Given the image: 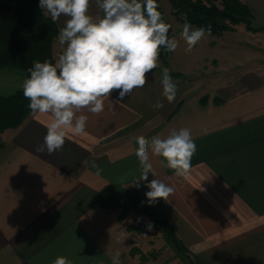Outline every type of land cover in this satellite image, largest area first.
I'll return each instance as SVG.
<instances>
[{
  "label": "crops",
  "instance_id": "crops-1",
  "mask_svg": "<svg viewBox=\"0 0 264 264\" xmlns=\"http://www.w3.org/2000/svg\"><path fill=\"white\" fill-rule=\"evenodd\" d=\"M242 1L264 23V0ZM97 7L89 0V11ZM66 19L56 21L59 30ZM239 60L249 65L218 69L228 71L226 77H217L196 104L180 98L192 84L171 103L159 92L162 108L141 101L150 86L111 110L104 97L99 116L81 111L88 117L85 133H67L52 154L37 151L49 114L31 112L7 129L0 147V264H53L60 256L72 264H111L117 249L122 264H152L141 233L128 228L141 216L104 208L98 196L107 187L139 181L133 137L163 139L181 128L190 130L197 145L191 168L176 176L154 158L156 178L174 191L168 202L152 206L188 248L184 254L192 264H264V58ZM119 91L109 99L117 101ZM148 181L137 183L146 200Z\"/></svg>",
  "mask_w": 264,
  "mask_h": 264
},
{
  "label": "clouds",
  "instance_id": "clouds-1",
  "mask_svg": "<svg viewBox=\"0 0 264 264\" xmlns=\"http://www.w3.org/2000/svg\"><path fill=\"white\" fill-rule=\"evenodd\" d=\"M96 3L103 12L98 21L88 14L89 0H39L42 14L53 22L61 16L67 18L58 33L63 47L55 63L49 59L34 61L22 84L28 109L52 117L43 144L37 147L39 152L47 150L52 154L60 150L69 132L84 134L88 117L80 114L82 110L99 116L105 111L104 97L108 98L111 110L114 103L145 86L146 74L157 67L162 48L167 52L177 48V41L168 35L170 26L157 10V0H96ZM210 34V25L194 28L188 21L180 33L189 52ZM161 83L164 97L173 102L178 87L167 68L162 70ZM113 90H120L115 102L109 99ZM154 107L163 105L157 102ZM133 139L141 168L139 181H148L149 173L154 177L146 185L148 204L160 199L168 202L174 189L156 178L153 159L159 160L160 167L173 170L176 176H186L197 151L190 130L172 129L163 139L159 135ZM146 227L151 231L153 225L149 222ZM53 264L72 261L60 256ZM111 264H122L119 249L113 251Z\"/></svg>",
  "mask_w": 264,
  "mask_h": 264
},
{
  "label": "trees",
  "instance_id": "trees-1",
  "mask_svg": "<svg viewBox=\"0 0 264 264\" xmlns=\"http://www.w3.org/2000/svg\"><path fill=\"white\" fill-rule=\"evenodd\" d=\"M168 1L171 12L177 19L188 21L197 27L210 25L211 33L233 30L240 23L255 30L251 26L252 12L242 0ZM157 5V10L168 24L159 0ZM58 33L57 23L42 14L39 0H0V69L22 71L26 79L29 75L27 70L34 61L43 62L49 59L55 63L53 44L58 40ZM168 35H171L170 28ZM167 55L168 52L162 48L159 56L164 65H167ZM178 74L170 72V75ZM28 103L23 89L0 94V147L3 146V133L7 129L17 128L32 112L27 107ZM98 203L104 208H118L147 218L145 223L130 224L128 228L141 233L151 222L154 227H160L167 232L181 252H187L188 248L174 233L168 221L148 204L137 183L107 187L99 193ZM136 250L134 247L133 252Z\"/></svg>",
  "mask_w": 264,
  "mask_h": 264
},
{
  "label": "rangeland",
  "instance_id": "rangeland-1",
  "mask_svg": "<svg viewBox=\"0 0 264 264\" xmlns=\"http://www.w3.org/2000/svg\"><path fill=\"white\" fill-rule=\"evenodd\" d=\"M94 1L96 2V0ZM159 2L170 26V38L177 41V48L173 52H168L167 65H164L158 56L157 67L151 73L146 74L147 83L140 89L143 91L144 88L149 89L150 86L149 95L145 98H141L143 95H140L139 98L148 107L153 108L156 99H158L157 102L161 101V98H157L159 92L162 94V99H165L161 83L164 68L169 69V72L179 73L177 76L171 75L178 91L186 85L192 84L180 98L182 101L189 99L193 101L194 99L195 102H193L196 104L195 98L200 95L205 97L214 87L217 77L221 75L226 77L228 71L237 69L240 65H249L247 60L240 62L239 58H264V23L261 20L252 18L251 26L255 30L240 23L233 30L205 35L189 52L186 51L187 43L180 35L185 22L172 14L168 0H159ZM88 14L97 21L103 16L99 7L94 11L88 10ZM193 27L197 26L193 25ZM260 27L262 28L258 29ZM62 47L59 40L54 42L53 53L56 58L62 52ZM221 68L229 70L219 74L218 69ZM24 80L25 76L22 71L0 69V94H10L17 89H23ZM138 89H134L132 93ZM146 221L147 218L141 216L136 223H145ZM141 235L144 238L142 246L154 261L152 264H192L191 259L176 247L175 242L160 227L153 226L151 231H148L146 227Z\"/></svg>",
  "mask_w": 264,
  "mask_h": 264
}]
</instances>
